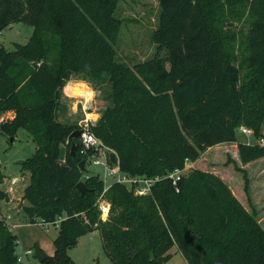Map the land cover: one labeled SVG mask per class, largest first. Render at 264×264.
<instances>
[{"label": "trees", "instance_id": "1", "mask_svg": "<svg viewBox=\"0 0 264 264\" xmlns=\"http://www.w3.org/2000/svg\"><path fill=\"white\" fill-rule=\"evenodd\" d=\"M118 2L0 0V31L17 21L34 29L14 49L0 42V112H16L0 130L13 137L23 128L37 144L22 165L31 171L23 210L32 221L60 220L55 253L43 264H76L69 249L93 230L114 264H167L172 249L188 264H264L255 206L248 209L221 175L194 167L177 185L166 176L223 143H236L245 164L264 157V0H160L153 39L167 54L134 65L117 58ZM71 78L111 83V102L91 130L117 153L121 170L162 176L143 195L113 182L103 195L107 220L98 206L100 174L84 178L86 192L77 188L86 156L79 138L72 153L69 136L80 127L58 120L61 89ZM241 126L252 128L255 141L239 140ZM17 243L0 220V263H17Z\"/></svg>", "mask_w": 264, "mask_h": 264}, {"label": "rangeland", "instance_id": "2", "mask_svg": "<svg viewBox=\"0 0 264 264\" xmlns=\"http://www.w3.org/2000/svg\"><path fill=\"white\" fill-rule=\"evenodd\" d=\"M115 16L123 20L115 44L117 58L120 61L134 65L137 62L153 58L155 55L166 56L167 49L159 48L153 39V33L159 24L160 0H119ZM33 32L32 25L17 21L0 31V42L7 49H14L17 43L26 44L31 39ZM234 48L236 62L239 63L243 59L244 48L241 35ZM243 73L244 70H241V79ZM70 83H85L88 86L87 89L94 91L95 94L89 99L88 96H85L88 93L86 94L84 91L70 92L67 90ZM110 92V82L98 83L87 79L71 78L61 89L58 101V120L62 123L77 124L79 127L85 124L86 120H89L91 124L96 123L103 110L111 102L108 97ZM1 113L6 114L5 123L13 120L16 116L14 110ZM96 116L98 118H95ZM237 135L239 140L255 141L252 136L241 132H238ZM36 147L37 144L32 135L23 128H20L13 137L0 130V163L1 171L4 174L0 190L6 194V197H0V211L4 214H11L12 211L20 218L12 219V222L17 224L13 232L17 235L16 252L18 257L24 251L31 250L25 254L23 260L18 259L16 264H43L35 254V248L39 246L47 255H53L55 253L54 239L59 231L60 220L58 218L54 222L32 221L23 210V205L28 204L27 199L23 198V193L25 187L30 183L31 171L27 168L24 169L22 165L35 152ZM62 149L63 151L67 150V145H62ZM21 160L23 162H20ZM86 167L87 173L81 177L80 181H85L84 178L87 175L90 176L97 172L103 174L104 171L102 165H93L91 162H88ZM194 167L211 170L221 175L248 209L251 210V204L255 206L257 217L264 226V157L245 164L239 158L236 143H223L208 148L194 163L186 164L183 173H188ZM238 167L244 168L245 172ZM244 173L249 179V193L244 189ZM111 182L109 180V183ZM10 198L14 203L12 200H8ZM100 205L101 199L98 206L101 207ZM109 213L101 211L102 219L107 220ZM103 242L99 230L88 231L79 237L74 247L69 249L70 257L76 264H114L106 253ZM171 252H173L172 257L167 264H188L181 253L175 252V249H172Z\"/></svg>", "mask_w": 264, "mask_h": 264}, {"label": "built area", "instance_id": "3", "mask_svg": "<svg viewBox=\"0 0 264 264\" xmlns=\"http://www.w3.org/2000/svg\"><path fill=\"white\" fill-rule=\"evenodd\" d=\"M6 119V114L0 112V124L2 122H5ZM80 131V152L86 156V166L88 162H91L93 165H102L104 167L103 174L98 172L105 181V187L100 198L101 211H106L107 213H109L110 211V203L104 199L103 195L113 182L124 183L129 187L132 186L134 187L136 194L143 195L151 191V186L153 182L162 178V176L160 175L155 177L132 176L123 172L120 168L117 153L110 147L106 146L104 142L91 130V123L89 122V120H86L85 124L80 127ZM240 131L247 136H252L254 133L252 128H249L247 126H241ZM87 135L93 136V140H87ZM258 142L264 145V138H260ZM112 153L115 154L116 160L112 158ZM183 174V169L178 168L175 169L173 172H170L166 176L172 178L173 183L177 185L178 180ZM88 176L89 175L85 177L87 178ZM109 180H111L112 182L109 183ZM176 189L177 191H179L178 187H176ZM0 220L5 222V224L11 231H14L17 227V224L12 222L11 214H4L0 211ZM29 252H31V250L24 251L23 254L19 255V259L23 260L25 258V254Z\"/></svg>", "mask_w": 264, "mask_h": 264}, {"label": "water", "instance_id": "4", "mask_svg": "<svg viewBox=\"0 0 264 264\" xmlns=\"http://www.w3.org/2000/svg\"><path fill=\"white\" fill-rule=\"evenodd\" d=\"M80 134H81L80 129H76V130H74V131L70 134V136H69V139H70L71 142H72V145H71V151H72L73 154H75V151H76V149H77V147H78V144H77V142L75 141V138H79ZM20 162H23V160H21ZM79 167H80V169H81L82 171H87V167H86V159H82V160L80 161V163H79ZM77 188H78V190H79L81 193L86 192V191H87V186H86L85 181H79V182L77 183ZM35 254L37 255L38 259H39L41 262H43V261L46 259V257H47V254H46V253H45V252H44L39 246H37V247L35 248Z\"/></svg>", "mask_w": 264, "mask_h": 264}, {"label": "bare ground", "instance_id": "5", "mask_svg": "<svg viewBox=\"0 0 264 264\" xmlns=\"http://www.w3.org/2000/svg\"><path fill=\"white\" fill-rule=\"evenodd\" d=\"M87 88H88L87 84H84V83H81V85L70 83L67 86V90L70 91V92L71 91L73 92V91H76L77 90V91H84L86 94L87 93L89 94L90 89H87ZM88 94L85 95V96H88Z\"/></svg>", "mask_w": 264, "mask_h": 264}, {"label": "clouds", "instance_id": "6", "mask_svg": "<svg viewBox=\"0 0 264 264\" xmlns=\"http://www.w3.org/2000/svg\"><path fill=\"white\" fill-rule=\"evenodd\" d=\"M94 94H95L94 91L90 90V91H89V94H88V98L91 99V97H92ZM95 118H98V116H96ZM87 140H89V141L93 140V136H91V135H87Z\"/></svg>", "mask_w": 264, "mask_h": 264}, {"label": "crops", "instance_id": "7", "mask_svg": "<svg viewBox=\"0 0 264 264\" xmlns=\"http://www.w3.org/2000/svg\"><path fill=\"white\" fill-rule=\"evenodd\" d=\"M78 85H81L80 83H77ZM85 84V83H84ZM189 163H193V162H187V164H189ZM8 200H12L13 201V199H8ZM13 203H14V201H13ZM14 208V207H13ZM11 213V215H12V219H20L17 215H15L12 211L10 212ZM23 219V218H22Z\"/></svg>", "mask_w": 264, "mask_h": 264}]
</instances>
